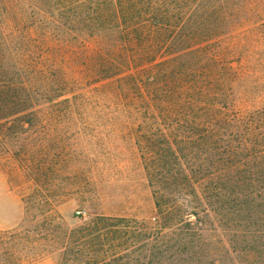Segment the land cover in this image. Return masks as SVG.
I'll list each match as a JSON object with an SVG mask.
<instances>
[{
	"label": "rangeland",
	"instance_id": "rangeland-1",
	"mask_svg": "<svg viewBox=\"0 0 264 264\" xmlns=\"http://www.w3.org/2000/svg\"><path fill=\"white\" fill-rule=\"evenodd\" d=\"M0 43V264H264V0H0Z\"/></svg>",
	"mask_w": 264,
	"mask_h": 264
},
{
	"label": "trees",
	"instance_id": "trees-1",
	"mask_svg": "<svg viewBox=\"0 0 264 264\" xmlns=\"http://www.w3.org/2000/svg\"><path fill=\"white\" fill-rule=\"evenodd\" d=\"M148 8L149 13H146V16L149 18V20L159 18V13H161V10H159L158 4L153 6L152 4H149ZM27 69L28 68L26 64L23 63L22 60H19V58H14L10 54H5L3 51V45L0 43V72H3L0 75V86H3L2 83L7 81L4 83L2 90H12V87L10 86L12 85L13 87L15 86V89L17 90H21L25 93L27 92V95H25L23 99H19L21 101H31L33 97V88L26 86L27 82H22L21 80L23 73H25ZM7 73H11L16 77L13 80H10L6 78ZM17 83H19V85H16ZM172 104L174 106H172L170 109H173V107L177 108L176 104L179 103ZM186 107H189L188 110H184L183 108L179 109V115H183V118L178 120L180 122H178L177 125L181 123L186 124L187 129L192 131L193 136L195 137L194 139L204 143H208L209 141L218 142L222 139V132L219 125L217 124L216 116H214L215 110L203 106V108L200 109L203 115L196 116L194 115L192 109L194 107L192 105Z\"/></svg>",
	"mask_w": 264,
	"mask_h": 264
}]
</instances>
